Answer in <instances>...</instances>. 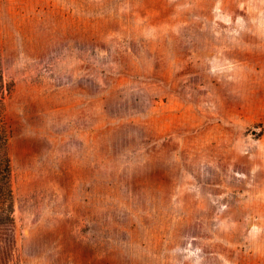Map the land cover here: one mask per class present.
Returning <instances> with one entry per match:
<instances>
[{
    "label": "rangeland",
    "instance_id": "obj_1",
    "mask_svg": "<svg viewBox=\"0 0 264 264\" xmlns=\"http://www.w3.org/2000/svg\"><path fill=\"white\" fill-rule=\"evenodd\" d=\"M0 116V264H264V0H0Z\"/></svg>",
    "mask_w": 264,
    "mask_h": 264
},
{
    "label": "trees",
    "instance_id": "obj_2",
    "mask_svg": "<svg viewBox=\"0 0 264 264\" xmlns=\"http://www.w3.org/2000/svg\"><path fill=\"white\" fill-rule=\"evenodd\" d=\"M9 135L0 116V225L12 222L11 163L7 153Z\"/></svg>",
    "mask_w": 264,
    "mask_h": 264
}]
</instances>
